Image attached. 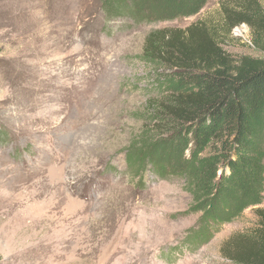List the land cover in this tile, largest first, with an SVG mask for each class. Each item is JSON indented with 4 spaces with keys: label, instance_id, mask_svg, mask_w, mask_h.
<instances>
[{
    "label": "rangeland",
    "instance_id": "1",
    "mask_svg": "<svg viewBox=\"0 0 264 264\" xmlns=\"http://www.w3.org/2000/svg\"><path fill=\"white\" fill-rule=\"evenodd\" d=\"M231 3L148 22L103 0H0V264H232L227 240L264 209V129L250 149L262 154L260 203L212 225L205 243L187 238L202 213L184 179L146 170L139 182L125 159L150 136L146 105L162 92L141 58L146 36L222 21ZM221 44L263 57L245 24Z\"/></svg>",
    "mask_w": 264,
    "mask_h": 264
},
{
    "label": "trees",
    "instance_id": "2",
    "mask_svg": "<svg viewBox=\"0 0 264 264\" xmlns=\"http://www.w3.org/2000/svg\"><path fill=\"white\" fill-rule=\"evenodd\" d=\"M231 1L220 7L222 21L197 20L182 30L163 28L146 36L141 58L158 71L162 92L146 105L150 136L125 153L139 182L146 170L161 179H184L192 197L189 210L202 213L187 238L201 243L210 238L212 225L258 205L263 191L262 154L250 149L264 129V8L259 0ZM205 2L103 0L115 16L148 22L191 16ZM240 24L263 57H234L223 49L221 40ZM255 213L252 232L230 237L222 250L232 264H264V209Z\"/></svg>",
    "mask_w": 264,
    "mask_h": 264
}]
</instances>
